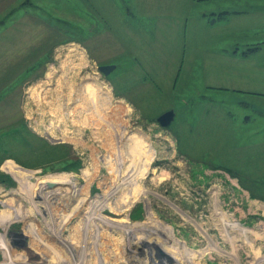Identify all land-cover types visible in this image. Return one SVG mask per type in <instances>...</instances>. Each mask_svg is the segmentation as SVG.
<instances>
[{"label": "rangeland", "instance_id": "374dc122", "mask_svg": "<svg viewBox=\"0 0 264 264\" xmlns=\"http://www.w3.org/2000/svg\"><path fill=\"white\" fill-rule=\"evenodd\" d=\"M132 2L0 0V264H264V96L207 90L202 39Z\"/></svg>", "mask_w": 264, "mask_h": 264}, {"label": "crops", "instance_id": "0c3cea01", "mask_svg": "<svg viewBox=\"0 0 264 264\" xmlns=\"http://www.w3.org/2000/svg\"><path fill=\"white\" fill-rule=\"evenodd\" d=\"M132 1V0H131ZM132 6H136L135 12L149 18H168L173 23L170 27L183 28V38L195 36L202 39L204 44V54L202 69L203 78L199 83L209 89H219L222 91H242L251 92L264 96V63L258 61L264 58V40L250 43V46L259 45L251 52L250 58H254V63L249 67H244L243 63H238L240 52L238 48H232L236 44V37L232 35L233 29L241 28L245 19L250 23L264 27V0H135ZM195 12V15L192 13ZM147 16V17H148ZM154 19L156 22H158ZM195 24L202 23V28L190 29ZM231 27L232 29L228 28ZM235 36L228 39L230 36ZM171 35V43H175V38ZM231 36V37H232ZM232 41V42H231ZM228 43H231L228 47ZM182 53H185L182 52ZM239 53V54H238ZM186 57H181V62L175 63V54L170 56V69L175 76L174 82L181 75L183 64ZM143 64L146 70L147 63L144 59ZM218 70V71H215ZM157 73V69L153 71ZM171 75V73L169 72ZM254 76L252 83L251 76Z\"/></svg>", "mask_w": 264, "mask_h": 264}, {"label": "water", "instance_id": "95a60500", "mask_svg": "<svg viewBox=\"0 0 264 264\" xmlns=\"http://www.w3.org/2000/svg\"><path fill=\"white\" fill-rule=\"evenodd\" d=\"M115 70L114 66H101L98 68V71L103 74L104 76L109 75L112 71ZM175 112L173 110H169L165 113H163L162 115H160L156 121L159 124L160 128L165 129L168 128L171 123L174 121L175 119ZM49 187H52V185H49Z\"/></svg>", "mask_w": 264, "mask_h": 264}, {"label": "bare ground", "instance_id": "6f19581e", "mask_svg": "<svg viewBox=\"0 0 264 264\" xmlns=\"http://www.w3.org/2000/svg\"><path fill=\"white\" fill-rule=\"evenodd\" d=\"M109 157H110V156H109ZM92 175H93V174H92ZM113 177H114V176H113ZM44 183H46V182H44ZM47 183H48V182H47ZM68 186H70V184H69ZM68 186H67V190L71 189V187L68 188ZM55 188H56V187H55ZM48 189H49V188H48ZM58 191H59V189H58ZM85 191H86V190H85ZM46 192H47V191H46ZM51 192H52V191H51ZM53 192H54V191H53ZM55 192H56V191H55ZM61 192H62V191H61ZM74 192H75V191H74ZM69 193H71V192H69ZM69 193H68V191H67V194H69ZM51 194H52V193H51ZM71 194H72V193H71ZM77 194H78V193H77ZM81 196H82V195H81ZM80 198H81V197H80ZM129 199H130V198H129ZM87 212H88V211H87ZM91 213H92V212H91ZM89 215H90V214H89ZM91 216H92V215H91ZM103 220H105V219L103 218ZM77 225H78V224H77ZM104 232H105V230H104ZM117 239H118V238H117ZM50 252H51V251H49V254H50Z\"/></svg>", "mask_w": 264, "mask_h": 264}]
</instances>
